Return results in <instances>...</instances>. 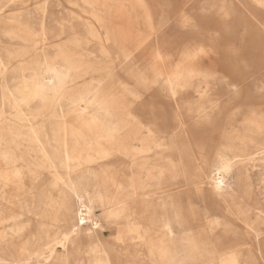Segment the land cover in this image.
Wrapping results in <instances>:
<instances>
[{"label":"rangeland","instance_id":"obj_1","mask_svg":"<svg viewBox=\"0 0 264 264\" xmlns=\"http://www.w3.org/2000/svg\"><path fill=\"white\" fill-rule=\"evenodd\" d=\"M0 9V179L17 182L0 203L3 264L64 229V177L88 174L104 198L128 194L138 233L110 224L19 264H264V0Z\"/></svg>","mask_w":264,"mask_h":264},{"label":"bare ground","instance_id":"obj_2","mask_svg":"<svg viewBox=\"0 0 264 264\" xmlns=\"http://www.w3.org/2000/svg\"><path fill=\"white\" fill-rule=\"evenodd\" d=\"M140 5L141 4L139 3V6ZM1 11L2 10L0 9V13H1ZM146 11H148V10H146ZM148 14H150V13H148ZM107 20H109V19H107ZM148 21H149V18H148ZM185 21H186V19H185ZM186 22H188V21H186ZM150 32H152V31H150ZM252 113H253V111H252ZM253 118H255V117H253ZM256 120H258V119H256ZM227 168H228V165L226 163H223L220 166H217V167H215L213 169L212 175H211L212 184L214 185V187L216 189H220L223 185L226 184V181H227V178H226V173H227L226 171L227 170L226 169ZM147 171H149V169ZM13 176H14V174H13ZM89 177H90V174L81 175V178H79V181L76 180L75 176L73 178H65L64 177V179H65L64 184L70 190L71 195H72V197L74 199V202H75V205L73 207L65 208L66 217H65V221L62 223L63 226H64V229L62 231H60L58 234H56L55 236L50 237L47 241H45L44 243L39 245L36 249L28 252V254L25 255L22 259L14 261L13 262L14 264H19L21 261L23 263L27 262L29 259H31L34 256H40L44 261H48L50 259V257L57 251V249H64L65 248L66 243L72 238V236H74V235H76L78 233H81V232H86L87 235L93 236V233L96 232V231H99V232L102 233L105 230V227L110 225V224H114L116 227L121 228L122 231H127V232H133L134 231V232L138 233V230L140 229L139 228V224H137L136 222L131 221V218H130L129 214H128L127 217L121 216L122 208L124 207V205L125 206L127 205V203H125V202L128 201L127 199H129L128 194H126V193H124V194L118 193L116 196L112 195L110 198H107V196L104 198L103 195L95 187H90V186H87L85 184V181H87V179ZM16 187H17V182H15L14 177L7 176V177H4V178H1L0 179V203L2 201H5V199L7 197H9V196H7V195H9L8 194V190L14 189ZM13 191H15V190H13ZM141 193L138 192L137 194L141 195ZM145 195H147V194L145 193ZM105 201H108L109 203L114 202V204H116V207H119L120 209H118L116 213H113V214L107 216V218L102 219L96 213V211H97L96 209H97L98 206H103L105 204ZM7 203H8V201H7ZM35 238H37V236ZM172 248H174V247H172ZM3 261L4 260H2L0 258V264L5 263Z\"/></svg>","mask_w":264,"mask_h":264},{"label":"crops","instance_id":"obj_3","mask_svg":"<svg viewBox=\"0 0 264 264\" xmlns=\"http://www.w3.org/2000/svg\"><path fill=\"white\" fill-rule=\"evenodd\" d=\"M112 203H114V202H112ZM125 207H126V206L124 205V207L122 208L121 216H123V217H127V216H128V213H127Z\"/></svg>","mask_w":264,"mask_h":264}]
</instances>
